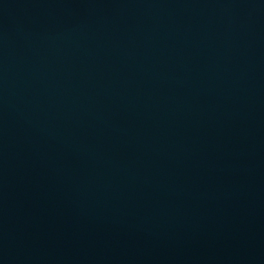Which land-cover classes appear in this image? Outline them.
<instances>
[{
    "label": "water",
    "instance_id": "1",
    "mask_svg": "<svg viewBox=\"0 0 264 264\" xmlns=\"http://www.w3.org/2000/svg\"><path fill=\"white\" fill-rule=\"evenodd\" d=\"M0 264H264V0H0Z\"/></svg>",
    "mask_w": 264,
    "mask_h": 264
}]
</instances>
